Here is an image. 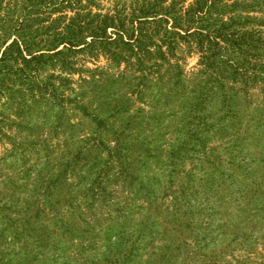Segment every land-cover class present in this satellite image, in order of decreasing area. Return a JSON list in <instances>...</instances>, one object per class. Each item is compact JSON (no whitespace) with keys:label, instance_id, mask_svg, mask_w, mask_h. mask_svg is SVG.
I'll return each mask as SVG.
<instances>
[{"label":"rangeland","instance_id":"obj_1","mask_svg":"<svg viewBox=\"0 0 264 264\" xmlns=\"http://www.w3.org/2000/svg\"><path fill=\"white\" fill-rule=\"evenodd\" d=\"M0 264H264V0H0Z\"/></svg>","mask_w":264,"mask_h":264}]
</instances>
